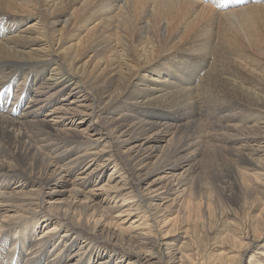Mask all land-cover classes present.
<instances>
[{
  "label": "bare ground",
  "instance_id": "6f19581e",
  "mask_svg": "<svg viewBox=\"0 0 264 264\" xmlns=\"http://www.w3.org/2000/svg\"><path fill=\"white\" fill-rule=\"evenodd\" d=\"M5 88L0 264H155V223L141 230L134 214L205 222L235 189L264 200V0H0V97ZM108 135L128 162L100 186V158L115 157ZM205 159L232 163L234 179L203 195ZM254 226L247 240L229 235L234 247L264 239V221Z\"/></svg>",
  "mask_w": 264,
  "mask_h": 264
},
{
  "label": "rangeland",
  "instance_id": "374dc122",
  "mask_svg": "<svg viewBox=\"0 0 264 264\" xmlns=\"http://www.w3.org/2000/svg\"><path fill=\"white\" fill-rule=\"evenodd\" d=\"M2 92L4 94V97H0V100H1L0 101V114L3 111L2 109H4V107L7 105L6 97L9 94L10 89L5 88L2 90ZM210 101L211 102H209V103H211V104L214 103L215 106L218 105V102L216 99L212 98V99H210ZM103 106H104V104L99 105L98 110H100L102 108L106 109ZM210 106H212V105H210ZM103 111H100V114L103 113L104 115H106V112H105L106 110H103ZM205 112H206V114L202 113V115H200L201 116V122H203V124H204V130L206 131V134L209 135V133H208L209 130L207 128L209 126V123H208V121H206V120H208L207 119L208 109ZM204 115L206 117H204ZM213 119H214L215 123L218 124V121L215 118H213ZM198 127H199V125H198ZM198 127L196 129L195 128H188V129L183 130L184 137L189 135L184 140V143L187 141V139H191L193 137L194 133L197 132ZM109 130H110L109 121H107L106 125H105L106 134H110ZM108 137L110 138L111 141L108 140L107 138L103 139L104 149L110 150L111 155L114 153L115 157L112 158L111 160H107L106 157L104 158L103 156L100 158L99 161L101 162L103 160V163L108 168V171L106 172V174L101 178L102 180L100 182L101 183L100 186H102L108 182L110 174L115 175L114 178L119 177L121 175L117 172V170L119 169L120 166L117 168V170L114 168V165H115L114 161L115 160L119 164L122 161L124 164H126L128 162V159H121L122 161L120 160V158L117 154L122 152V150H116L115 143H114L112 137L109 135H108ZM112 144H113L114 149L112 147ZM218 151L220 153L215 151L214 156L217 155L220 158H223L222 152L219 149H218ZM215 162L216 163L214 165V164H211L209 160L207 161V159H205L203 165L206 164L205 167H207L208 169H206L204 167L202 169V172L204 174L201 172L200 175L196 178L195 185H194V187L197 189V190H195L196 192H199V193L201 192V194L205 195V192L208 189V188L206 189V187L207 186L209 187L210 184L212 186H214L213 184H215V183L219 184L220 181L223 182L225 180L226 181L230 180V182H232V179H234V171H233L234 169H233L232 163H230L227 160L220 161V162L215 160ZM217 169H219V171ZM124 172L125 171H123V174H124ZM212 175H213V177H215V176L216 177L213 178V177H211ZM159 176L160 175L153 176L151 178L150 182L158 179ZM203 176H204V178H203ZM211 178H212V181H211ZM214 179H215V181H214ZM57 180H59V178H57ZM132 181L136 182L135 180H132ZM210 181H211V183H210ZM199 184H200V186H199ZM204 185H205V187H204ZM235 190H234V192L237 195V198H236L237 201H234V202H236V203L231 204V206H229L230 208L214 209V211H213L214 213H213L212 217L209 216L210 219H207V220L205 219L206 220L205 222H203L204 221L203 219H200V218L198 219L196 217V213H194V218H192L191 220H186L184 214H181V213H175L172 216H168V215L163 216V215L159 214V215H156L155 217L147 218V216L145 217V214H147L149 216L150 213H148V212L146 213L144 211H142L141 213L139 212L140 214H134L130 218L126 219V221L127 222L130 221L129 223H132V222L134 223L135 221H137L134 223L135 224L134 226H137V225L140 226V224H143V228L139 227V226L137 227L139 229L142 228L141 230L147 229V227L150 224H152V222L155 223V224H153L155 230H154V233L152 235V238H150V242L153 246V256H154L153 262H155V264H253V263L255 264L256 261L263 263V260H264V249H263L264 248V239H262L263 241L261 240V241L257 242V244H253V247L252 246L249 247L248 250L245 252L243 250H239L238 248L234 247L232 241L229 238V235L234 233L233 235H236L237 240H239L240 238L247 240L248 239V233H250V232L252 233L255 231V229H257V226H254V225L255 224H261L264 221V200L254 202V200L251 199L248 202V204H246L243 201L244 197L241 198L240 193H238V191L237 190L235 191ZM143 192H144L143 198H147V196H150V195H148V193L144 189H143ZM101 194H103V190L101 191V188H100L98 190L97 195H101ZM233 200H235V199H233ZM21 202L23 204H25V201L21 200ZM150 212H151L152 216H154V214L158 213L159 211L155 210V208H152V210ZM36 213H38V212H36ZM115 215H117V213H115L114 216ZM178 215L180 216V222L177 221L176 225L175 224H169V223L167 224V221L169 218H171L169 220H173ZM22 216H24L23 213H22ZM167 217H168V219H167ZM22 220H19L18 224H16L17 222L15 221L13 223L14 225L9 224V227L3 226L2 228L4 230L7 227V230H4V231L19 232L21 230V227L17 226V225L23 224L24 220L23 221ZM20 221H21V223H20ZM128 225L129 224H127L126 226H128ZM15 227H17V228L15 229ZM72 233L73 232H71V234ZM168 233H170V236L166 235ZM90 236H91L92 240L95 239L94 240L95 242L100 241L102 239L101 238L100 240H98L99 238L97 236L92 235V233H90ZM101 242H105V241L101 240ZM166 242H168V244L173 245L171 252L168 253L170 255L176 256L172 263L169 261L170 256L165 255L166 252L164 250V244ZM245 243H247V242H245ZM255 245H256V247H260V248L256 249ZM258 251H259V253H258ZM238 252H240V254ZM102 253L103 252H101V254ZM251 255L253 256V258L255 260L251 257ZM133 257L135 258L134 254L132 255V258Z\"/></svg>",
  "mask_w": 264,
  "mask_h": 264
}]
</instances>
